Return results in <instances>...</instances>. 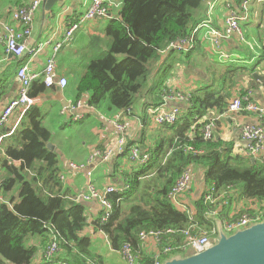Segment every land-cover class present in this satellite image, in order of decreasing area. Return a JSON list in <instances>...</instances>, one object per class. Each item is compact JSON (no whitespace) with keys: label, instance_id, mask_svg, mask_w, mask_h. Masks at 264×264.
I'll list each match as a JSON object with an SVG mask.
<instances>
[{"label":"trees","instance_id":"16d2710c","mask_svg":"<svg viewBox=\"0 0 264 264\" xmlns=\"http://www.w3.org/2000/svg\"><path fill=\"white\" fill-rule=\"evenodd\" d=\"M1 1L10 8L27 2ZM205 11L206 0H122L118 15L110 17L101 32L102 39L92 38L93 44L95 40L102 42V52L87 62L77 84L76 98L91 93L90 105L97 107L108 100L112 107L133 114L141 106L145 109V126L156 130L157 135L150 144L128 137L124 152L113 159L116 171H122L119 183L123 184L110 194L113 211L104 222L100 213L94 221L90 220L85 203L76 201L60 178V158L56 149L48 147L52 133L45 125L48 114L43 108L32 107L19 129L3 139L0 264H33L40 251L42 261L36 264H54L44 256L52 231L60 247L57 260L106 264L95 250L90 232L86 233L88 227L93 232H103L114 250L120 252L126 243H131L140 262H152L153 256L143 251L144 242L139 237L142 230L172 228L177 232L170 236L171 243L186 244L183 230L190 226L217 238L219 221L223 225L226 221L233 223L243 214L264 210V159L258 156L252 161L238 138L224 139L219 122L213 138L204 139L201 129L205 123L199 121L216 107L229 114L231 101L250 93L252 87L242 85L236 74L247 70L253 79V65L249 69L235 66L234 61L226 62L222 70L213 69L211 76L202 81H175L179 83L175 90L189 98L177 102L181 114L175 124L156 125L150 114V109L166 102L165 95L174 85L175 69L183 61L193 64L198 51L171 50L163 54L161 50L192 34ZM259 28L264 33V22ZM46 90L43 78L31 87L33 95ZM192 119L195 128L190 126ZM162 127L170 134H161L157 128ZM192 146L196 152L186 150ZM134 148L149 153V159L132 162ZM188 167L195 173L192 181L202 186L197 196L186 202L192 215L177 208L169 197ZM212 189L213 201L206 202L205 195ZM179 254L188 255L179 250L162 258L166 261Z\"/></svg>","mask_w":264,"mask_h":264},{"label":"built area","instance_id":"2783aa9c","mask_svg":"<svg viewBox=\"0 0 264 264\" xmlns=\"http://www.w3.org/2000/svg\"><path fill=\"white\" fill-rule=\"evenodd\" d=\"M42 2L43 0H28L23 6L14 8L11 11L12 23L0 19V43L5 46L6 53H9L16 58H21L25 54L35 57L41 51H44L48 47H52V53L48 57L43 71V82L48 89L58 86L61 90H65L68 87V79L65 76H57L56 74L57 53L63 47L70 45L74 41L76 32L81 29L84 23L105 17H111L110 6L119 8L122 4V0H91V4L84 15L69 23L61 39L57 41L48 39L39 42L37 46H30L29 41L33 33L35 16ZM256 3L264 5V0H207L206 14L204 18L195 25L192 34L172 42L167 48L161 50V52L167 54L171 50H177L188 53L193 51V49H196L197 45L205 43L211 47L215 56L221 61L231 62L235 61V55L231 51L229 52L226 50L224 44L232 37L240 39V41L246 43L249 48L253 50H256V48H263L264 40L259 39L249 42L250 40L244 30L246 25H250L251 22L261 17L263 14L259 9H255ZM220 9L223 10L225 14L217 21L219 18L218 10ZM39 76L40 73L34 71L28 63L18 66L16 77L20 86L16 95L8 101L3 111L0 113V131L9 124L13 118L15 121L5 135L0 136V150L2 148L3 139L17 131L21 126L26 113L32 107L37 106L41 102L40 94L33 95L31 93L32 84L39 78ZM165 96L166 102L163 105L151 109V115L153 114L152 118L156 125L175 124L181 114V108L177 103L170 108L165 107V104H169L172 101L180 103L188 101L189 99L188 96L180 90L169 89ZM244 103L245 107L243 106ZM228 107L230 113L240 112L245 109L250 112H256L260 117H264V106L255 103L250 94L234 98ZM93 109H95V107L90 105L89 101L85 98H80L63 106L60 113L69 116L71 120L78 122L82 121L86 117V113ZM122 111L117 114L115 119L110 120L113 122L114 128H116L117 131V137L114 143L109 146L110 148H107L106 150H97L94 154L89 156L86 163L71 162V168L76 170L86 169L91 163H94L96 158L100 157L103 162L109 161L124 152L126 149L125 145L127 138L129 136V124L125 115L131 111ZM207 120H209L210 123H207ZM199 121L205 123L201 129L203 138L206 140L212 139L216 127L215 121H212L209 118H202ZM240 138L244 144H246L244 152L247 156H250L251 158H257L259 156L264 159V123L257 122L243 125L240 132ZM186 150L196 152L197 148L192 146L186 148ZM149 157V153L141 152L139 148H134L131 151L130 159L132 162L144 163ZM87 174L89 178L87 187L82 192L78 193V195L75 196V199L80 202H97L101 207V221L104 222L109 216H111L113 211L110 194L117 192L119 189L112 184L100 189L93 180V172L91 169ZM194 174L193 168L188 167L177 179L176 186L169 195L177 208L187 210L191 215L193 211L189 209L186 203L187 201L184 200V194L190 191L188 188L192 182ZM60 178L64 179L62 173H60ZM128 187L129 185L126 186V188ZM214 192L215 190L212 189L205 195L206 202L213 201ZM262 221H264V210H257L251 214H243L233 223L226 221L224 223V230L225 232L233 234L239 229L250 227L255 223ZM176 232L177 231L172 228L167 230H142L140 232L139 237L142 242H154L158 248L156 254L153 255L152 262H140L138 256L133 252L131 243H126L120 252L129 264H163L165 260H163L162 255H168L173 251L179 250H183L187 254H197L198 252L214 245L216 242L211 236H209L207 231L198 230L196 232L195 226H190L183 230L187 243L173 245L170 236ZM59 253L60 247L58 239L52 231L51 243L45 250L44 256L48 262L52 261L54 264H68L67 261L56 259Z\"/></svg>","mask_w":264,"mask_h":264},{"label":"crops","instance_id":"0c3cea01","mask_svg":"<svg viewBox=\"0 0 264 264\" xmlns=\"http://www.w3.org/2000/svg\"><path fill=\"white\" fill-rule=\"evenodd\" d=\"M51 1V4H48L47 0L42 2L36 13L33 33L29 41L30 46H37L39 42L48 39H52L53 41L61 39L69 23L83 16L91 4V0ZM47 5L51 7V9L47 10ZM120 7L115 8L114 6H110V14H112V16L118 15L117 13ZM255 7V9L262 11L263 14L261 17L251 22L250 25H246L245 30L246 33L250 35V38H248L249 40H264V37L261 36L263 31L259 28L260 24L264 22V5L256 3ZM10 11H12L10 5L0 0V19L12 23L13 20ZM218 12L219 18L217 21L225 14L221 9L218 10ZM105 18L107 19L104 20V18H101V24L99 23V19L84 23L81 29L76 32L74 41L70 45L63 47L57 53L56 74L57 76H65L68 79V87L65 90H61L58 86L52 89L47 88L44 93L40 94L41 102L37 105L41 107L42 102H46L47 104L45 111L48 116L46 117L45 125L52 133L51 142L54 144L59 154L60 173L64 176L62 181L74 197L87 187L89 179L87 173L90 169L93 172V180L100 189H103L109 184L115 186L123 184V182L119 183L122 171H116L115 166H113V159H115V157L104 162L101 161L100 157L96 158L94 163H91L86 169L76 170L70 167L71 162L86 163L89 156L94 154L97 150H106L110 148L109 146L114 143L117 137L116 128H114L113 122L110 120L115 119L117 114L122 110L112 107L108 100H104L99 106L95 107V109L88 111V115L81 122L73 121L69 116L60 113L63 106L77 99V84L81 78V74L86 69L87 62L102 52L101 41L99 43V40H95L92 48L89 47V44H91L94 36H102L101 32L106 27V23L110 17ZM246 46V43L240 41V39L236 37H232L224 44L226 50L234 53L235 60L247 54ZM196 49L198 51L195 53L194 58L198 63V69L206 70L212 63H219L210 46L201 43L197 45ZM254 51L257 54L256 57L258 58V62H260L255 68V71L264 74L263 70H258L259 66L261 67V65L264 64V47L256 48ZM51 53L52 47H48L35 57L25 54L21 58H16L6 53L5 46L0 43V113L3 111L8 101L16 95L20 86L16 77L18 66L28 63L34 71L40 73L37 79L38 81L43 77L46 62ZM261 56L262 59L260 60ZM205 58L209 59L211 63ZM252 81L250 83L247 81L243 85L252 87L250 91L251 94L249 93L252 100L258 105L264 106V82L255 79L254 76ZM84 98L89 101L91 99V93L85 95ZM176 103V101H172L169 104H165V107L170 108ZM139 108L141 110L137 111L136 114L128 112L125 115L129 127L131 128L129 138L135 139L136 141L144 140L149 144L153 143L155 142V137H157L156 130H151L150 127L147 128L145 126V109L141 106H139ZM218 108L219 107L214 108V111L210 112L204 119L209 118L215 121V123L219 122L220 135L226 140L238 138L239 143L244 145L243 151H245L246 144H244L240 138L242 126L257 122L264 123V117H260L256 112H250L245 109L240 112H229V114H224L221 113ZM14 121L15 119L13 118L12 121L0 131V136L5 135L8 129L14 124ZM74 124L76 125L73 127ZM151 126L154 127V123H152ZM157 129H159L163 135L170 134L169 130L164 127ZM56 132L61 133L58 139L54 138ZM2 156L4 155L0 154V173L3 171ZM201 190L202 186L197 184L196 190L191 189L184 194V200L191 202ZM84 203L87 206L89 219L94 221V219L101 214L100 205L95 201ZM87 232H90L95 250L104 257L106 264H129L128 261L124 259L121 252L111 247L108 237L103 232H93L92 227H88L86 233ZM217 238H213V240L217 242ZM143 251L153 256L158 251V248L154 242L147 241L143 244ZM42 257L43 252L40 251L34 257L33 264L41 262Z\"/></svg>","mask_w":264,"mask_h":264},{"label":"water","instance_id":"95a60500","mask_svg":"<svg viewBox=\"0 0 264 264\" xmlns=\"http://www.w3.org/2000/svg\"><path fill=\"white\" fill-rule=\"evenodd\" d=\"M46 0H43L45 2ZM51 4V0H47ZM47 10L51 9L47 5ZM260 62L254 64L256 68ZM255 79L264 82V76L258 71L253 72ZM210 123L209 120L206 121ZM48 147L54 151L52 142ZM256 158L253 157L252 161ZM217 242L207 249L188 256L176 255L167 259L163 264H264V221L239 229L231 235H226L224 225L218 223Z\"/></svg>","mask_w":264,"mask_h":264},{"label":"rangeland","instance_id":"374dc122","mask_svg":"<svg viewBox=\"0 0 264 264\" xmlns=\"http://www.w3.org/2000/svg\"><path fill=\"white\" fill-rule=\"evenodd\" d=\"M14 8H16V7H14ZM14 8H12V9H14ZM105 19H107V18H104V20ZM99 23L101 24V19H99ZM244 30H245V27H244ZM261 36L264 37V33L263 32H262ZM100 38L102 39L101 35H100ZM253 41H254V39L250 40L249 42H253ZM93 46H94L93 43L89 44L90 48H92ZM246 49H247V54L244 57L236 59L233 62V64L235 66H237V67H247V68L250 69V67L258 61V58L256 57V55H257L256 52L253 49L249 48L248 45L246 46ZM205 59L208 60V62L211 63V61L209 59H207V58H205ZM216 59L219 61V63H214V64L212 63L210 66H208L206 68V70L198 69L197 61H193V65H188L187 62H185V61L180 63L179 66L175 69V73L176 74H175L174 85L172 86L173 87L172 90H175V84H179V83H175V81H180L183 84L184 83L191 84L192 82L196 83L197 81H202L203 78H207V77L211 76V71L213 70V68L216 67V68L222 70L224 68L223 64H226V62L221 61L217 56H216ZM221 62H222V64H221ZM263 65L264 64H262L261 67L259 66L258 70H263L264 71V66ZM247 72H248L247 70H244V72H243V69H242V70L238 71L237 74H236V80H239L242 85L244 83H246L247 81L249 83L252 81V79L249 78L250 76H248ZM260 74L264 76V74H262V73H260ZM242 78H243V80H242ZM239 88H241V87H239ZM41 107L45 110L47 108L46 102H44V103L42 102L41 103ZM75 125L76 124H74L73 127ZM190 126L191 127L193 126V128H195V124L193 122V119L191 120ZM130 132H131V128L129 127V135H130ZM60 134H61L60 132H56V134L54 135V138L58 139L60 137ZM196 185H197V183H194L192 181L190 183V186H189L188 190H191V189L196 190ZM226 235L229 236L231 234L226 232ZM188 255H191V254H188Z\"/></svg>","mask_w":264,"mask_h":264},{"label":"clouds","instance_id":"9594fccd","mask_svg":"<svg viewBox=\"0 0 264 264\" xmlns=\"http://www.w3.org/2000/svg\"><path fill=\"white\" fill-rule=\"evenodd\" d=\"M112 17V16H111Z\"/></svg>","mask_w":264,"mask_h":264}]
</instances>
